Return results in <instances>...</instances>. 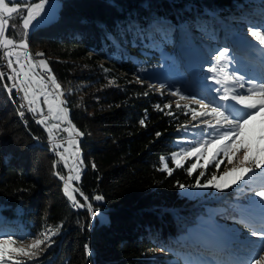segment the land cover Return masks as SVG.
I'll return each mask as SVG.
<instances>
[{
	"label": "trees",
	"instance_id": "1",
	"mask_svg": "<svg viewBox=\"0 0 264 264\" xmlns=\"http://www.w3.org/2000/svg\"><path fill=\"white\" fill-rule=\"evenodd\" d=\"M239 15L263 22L264 0H59L54 19L27 34L22 27L8 30L9 38L24 37L30 52L43 51L61 85L69 121L82 133L77 135L80 179L72 182L76 200L83 204L87 196L97 212L92 216L86 205L77 207L66 197L59 179L65 170L61 162L53 167L45 130L28 110L18 114L14 93L7 94V83L0 80V234L25 240L43 227L60 226L51 246L28 264H184L182 258L194 254L242 261L254 254L244 241L259 242L230 207L239 187L207 199L180 195L179 185L213 174L214 162L191 176L189 160L174 165L173 141L191 113L184 104L178 108L164 88L154 87L174 75L160 71L162 65H175L166 57L174 42L192 49L188 29L199 34ZM208 38L215 55L224 46L212 32ZM197 62L205 65L196 71L205 79L211 61ZM162 157L171 175L163 170ZM261 185H244L238 195ZM96 195L103 199H93ZM206 204L223 206L216 216L243 225L238 231L243 238L212 248L204 246L215 245L211 242L189 238L187 228Z\"/></svg>",
	"mask_w": 264,
	"mask_h": 264
},
{
	"label": "snow or ice",
	"instance_id": "2",
	"mask_svg": "<svg viewBox=\"0 0 264 264\" xmlns=\"http://www.w3.org/2000/svg\"><path fill=\"white\" fill-rule=\"evenodd\" d=\"M47 3H49V0H40L39 3L31 5L27 3V0H0V48L5 49L3 56L6 58L7 67L12 72V75L7 76V80L12 82V88H7V85H5L6 90L11 93V90L14 88L18 93H23L22 98L26 103L27 110L33 114H40L41 118L37 120V123L45 125V130L49 133V139L54 140L53 130L59 129L60 124L56 123L49 126V120L63 122L68 118V108L62 106L64 102L60 100V96L62 95L60 91L61 85L51 74V70L48 69V64L45 60H39L38 64L41 69L48 71L49 74L46 79L34 71L37 63L29 53L17 51V49L23 50L27 48L28 45L25 40L21 39L17 42L14 38H9L7 35L9 29L15 31L17 27H22L24 33L27 34L30 26H34L33 22L37 21V17H40L41 13L47 11L45 8ZM25 10L27 12L26 16L23 15ZM14 19H18L20 24L12 23ZM247 32L249 36L258 42L261 49H264V25L249 26ZM36 55L43 56V53H37ZM14 56L15 64L18 68L13 64L12 58ZM232 62L233 57L230 56V50L225 47L217 50L215 56L212 57L211 65L206 69L212 75L205 77V79L212 81L216 85H220L219 88L209 89L210 92L214 91L216 96L209 95L197 99L194 95H183L179 89L171 92V95L179 96L180 100H188L193 104L199 103V110L189 108L188 104H184L183 107L189 110L193 121L199 118L200 123L205 125L201 140L190 147L182 148L178 153L172 154L171 159L176 167H182L183 161L192 156L197 157L199 160L204 156L206 150L211 149V159L206 160L204 164L193 163L187 169L188 175L191 176L198 167L206 168L213 161H216L213 166L219 169L222 161H219L218 157L221 153L227 159V162L233 166L224 171L220 179L238 173L232 179L231 184L217 183V176L213 174L211 179H208L204 184H201L199 177H197V183L192 185V187H211L223 190L237 184L238 181L248 183L249 180L259 174L256 171L257 169L264 172V82H257L256 79H245V76L237 75L235 71L230 73L228 69ZM3 79L4 74L0 73V80ZM46 80L50 82L54 89V99H50L54 93L48 90L49 84ZM160 87L162 89L164 85ZM41 97H43V104L47 105V116L44 115L43 108L41 107ZM23 107L25 105L22 104L21 108ZM156 107L159 109V105ZM164 107L167 108L169 105H165ZM177 107H180L179 103H177ZM18 114L20 116L24 115L23 112H19ZM258 117L259 120H257ZM140 123L143 125L144 120H141ZM198 126L194 125V127ZM64 131L69 132L70 136L73 132L76 135H82L74 126L66 128ZM156 135L159 136L160 133ZM75 143V140H69L70 145ZM59 147L61 145H54L56 149ZM64 151L68 152L69 149L65 148ZM241 153L242 155L238 156ZM57 154L67 167L68 161L64 153L58 152ZM234 157L237 158L235 161ZM161 161L162 163L164 162L163 157ZM53 167L55 168L56 164H53ZM163 170L168 172L169 175L172 173V169L168 167L167 163H163ZM70 171L76 174L69 175L66 179L60 177L65 180V195L68 196L75 206L84 207L86 205L90 214L96 216L97 212L93 209L87 196L84 197V203L81 204L76 200V196L73 195V192L78 191V189L72 188L71 182L73 180L78 181L80 175L79 169L75 166ZM203 175L204 172L202 171L200 176ZM179 187L183 189L186 186L181 184ZM249 190L252 192V197L248 200V214L243 218L242 222L249 228V237L256 238L259 241V244H254L251 239L244 241L246 245L252 248L254 254L249 255L246 261L217 259L194 254L183 257L184 264H264V184L260 186L259 190ZM256 197L259 200L255 199ZM93 199L100 201L103 197L96 195ZM256 207L260 209L258 214L252 212V209ZM59 231L60 226H56L55 228L49 227L32 238L31 242L23 247L18 246L24 244L23 239H14L10 234H0V264H28V261L38 259L51 246L53 242L52 237L56 236ZM10 245L15 247L10 248ZM204 246L205 248L218 247L212 244H205ZM85 252L86 254L89 253L88 245H85Z\"/></svg>",
	"mask_w": 264,
	"mask_h": 264
},
{
	"label": "rangeland",
	"instance_id": "3",
	"mask_svg": "<svg viewBox=\"0 0 264 264\" xmlns=\"http://www.w3.org/2000/svg\"><path fill=\"white\" fill-rule=\"evenodd\" d=\"M40 0H27V3L29 5L33 3H39ZM59 6V0H49V3L45 5L46 12L41 13L40 17H37V21L33 22V25L37 24H43L45 22H48L55 18L57 9ZM23 15H27L26 10L23 12ZM222 22H219L220 24L212 28V30L207 29L203 30L202 33L199 32V34L193 32L192 30L188 29V32L192 34L193 42H192V49H189L187 46L181 45L180 42H174L173 48L170 52L166 53V57L170 58L171 61L175 63V65L171 66V64L164 67V65L161 66L160 71L163 72H169L174 71V75L167 79L164 85V91H166L167 94L171 95V92L176 91L172 87L181 88L183 95H189V96H196L197 99H200L204 96H216V93L214 91L210 92V88H219L220 85L214 84L212 81L207 80L204 78H200V73L196 72L197 69H202L205 67V65L199 67L198 59L205 58L209 59L212 63V57L215 56L214 54H211V48H210V41L208 38V32H212L214 38L213 40H218L221 42L222 46L224 47H218L217 50L222 48H229L230 50V56L233 57L232 64L229 65L228 71L231 73L233 71L236 72L237 75H243L245 76V79H256L257 82H264L263 76V68L257 64V56L259 54V51L256 47H259L261 49V46L258 44L257 41L254 40L251 36L248 35V27L251 24H254V26L258 25H264V21H261V18L254 17L253 20L247 19L244 17V15H239L238 20H229L225 21L221 20ZM33 26H30V29ZM175 33V32H174ZM173 34L172 39H175ZM21 39L25 40V38L17 39L16 41L19 42ZM174 41V40H173ZM26 42V41H25ZM264 52V49H262ZM5 51V49L3 50ZM17 51H26L29 53L33 60L37 63L36 69H34L35 72L39 73L40 75L44 76L45 79L48 76L47 70H43L39 67V60L43 58L42 56L36 55L37 53H43L42 50L39 47H36L34 51L30 52L29 50H21L17 49ZM13 64L18 68V66L15 64V56L12 58ZM23 59V57H21ZM46 61V60H45ZM257 65V66H256ZM11 71V69H10ZM196 72V73H195ZM198 74V75H197ZM12 75V72H11ZM212 75L211 73L207 72V76ZM203 76V75H202ZM47 82V80H46ZM49 84L48 90L53 91L54 89L51 86L50 82H47ZM168 84L170 86H168ZM173 85V86H172ZM161 85H154L156 90H160ZM231 86V85H230ZM162 88V89H163ZM14 89V88H13ZM16 90V89H14ZM17 91V90H16ZM62 92V95L60 96V100L63 101V90H60ZM21 98L23 97V93H20ZM55 93L53 97H50V99H54ZM175 101L179 104H188L191 106V108H195L199 110L200 104L196 103L193 104L191 101L188 100H180L179 96H173ZM23 100V98H22ZM24 101V100H23ZM207 103V101H205ZM25 103V101H24ZM41 107L43 108L44 115H48V109L47 105L43 104V97L40 98ZM26 104V103H25ZM64 106V105H62ZM55 107V105H54ZM65 107V106H64ZM27 108V106H26ZM36 121L41 118L39 113L34 114ZM208 119V118H205ZM259 120V117L257 118ZM60 124L59 129H54V140L49 139V133L45 130V125L40 124L43 129L45 130L47 134L48 141L52 144L54 147L55 144L61 145L57 150V153H64L67 161L68 166H65V162L60 159L61 164L65 170V178H67L69 175H75V172H71L70 169L75 166L79 169V175L81 171V150L78 145V138L75 132L72 133V135H69V132L64 131L66 128L73 127L71 122L69 121V118L67 120H64L63 122H60L58 120H49L48 125L51 124ZM194 125H199L198 127H194ZM186 126V127H185ZM205 128V125L200 123V119L193 121L191 118V121L189 124L183 125L180 128L181 136L177 137L173 144L175 146V149L170 153V157L173 153H178L182 148H187L192 146L194 143L198 142L202 138L203 130ZM211 131V130H209ZM75 139L76 143L75 145H70L69 140ZM65 148L69 149L68 152H65ZM75 153V155H73ZM242 155L241 154H238ZM212 156V150L208 149L204 152V156L200 158L199 160L197 157L192 156L188 158L187 160L190 161V166L193 163H199L204 164L206 160L211 159ZM219 161H222L221 167L217 169L214 167V173L217 176V183L224 184L229 183L231 184L232 179L234 176L238 175V173H234L232 176L226 177L224 179H220L221 174L231 168L233 165L229 164L227 162V159L223 157V154L221 153L218 157ZM234 161L237 159L236 157L233 158ZM186 161V160H185ZM183 161V163L185 162ZM214 164L216 161H213ZM174 163V162H173ZM175 165V163H174ZM218 171V172H217ZM258 175H256L253 179L249 180L248 183H245V181H238L237 184L232 185L231 187H239L236 188V192L233 195V198L230 200V207L235 213L241 217L244 218L248 213L247 210L249 209L248 200L252 197V192L249 191L246 194L239 196L238 194L245 189L244 185H259L264 184V172H261L259 169L256 170ZM211 174L206 180L200 182L201 184H204L208 179H211ZM63 181V180H62ZM76 180H73L72 182H75ZM263 182V183H262ZM64 181H63V191H64ZM197 183V182H196ZM195 183V184H196ZM73 184V183H72ZM194 185V184H193ZM186 187L181 189L179 187V193L180 195H183L190 199H207L211 197L218 196L223 190H219L216 188H196L192 187V185H185ZM74 188V187H72ZM227 189V188H226ZM259 190V188L255 189ZM65 193V192H64ZM73 195H75V192H73ZM76 196V195H75ZM68 198V196L66 195ZM69 199V198H68ZM255 199L259 200L258 197ZM224 209L221 205H213V204H206L204 207V213H202L199 217H197L195 223L191 224L187 228V236L191 238L192 240L197 241H206L211 242L215 245H222L225 242L233 241L234 240H241L243 236L238 234V231L244 227L240 223H237L236 221H227L224 218H219L216 216V212H220ZM252 212L254 214H258L260 212V209L258 207L252 209ZM50 226L43 227L41 230V233L44 232L47 228ZM32 239V238H31ZM31 239H25L24 244H20L18 246H25L27 243L31 242ZM259 242V241H258ZM11 247H15L10 245Z\"/></svg>",
	"mask_w": 264,
	"mask_h": 264
},
{
	"label": "built area",
	"instance_id": "4",
	"mask_svg": "<svg viewBox=\"0 0 264 264\" xmlns=\"http://www.w3.org/2000/svg\"><path fill=\"white\" fill-rule=\"evenodd\" d=\"M3 50H4L3 48H0V65H1V67H2V69H3V74H4L3 82H6V83H7V87H8V88H12V82L7 80V76H8V75H11V71H10V69L7 67L6 58L3 56V52H2ZM12 92L14 93L15 97L19 100V103H20L21 105H22V104L25 105V107H23L22 109H23L24 112H26V110H27V108H26V104H25L24 101L22 100L20 93H18V92H17L16 90H14V89H12ZM49 148L52 149L53 152H54V156H55V158H54V159H55V164H56V165H59L61 161L59 160V157H58V155H57L56 150L53 149V147H51V146H49ZM58 174H59V173H58ZM60 177H64V178H65V175L59 174V179H60V180H63V179H61ZM65 179H66V178H65ZM63 181L65 182V180H63ZM71 186L73 187L72 182H71Z\"/></svg>",
	"mask_w": 264,
	"mask_h": 264
},
{
	"label": "bare ground",
	"instance_id": "5",
	"mask_svg": "<svg viewBox=\"0 0 264 264\" xmlns=\"http://www.w3.org/2000/svg\"><path fill=\"white\" fill-rule=\"evenodd\" d=\"M0 73H3V69H2V67H1V65H0ZM5 85H7V84H4V87H5ZM8 88V87H7ZM5 91L7 92V94H10V92L8 91V90H6V87H5ZM11 92H12V90H11ZM17 99V98H16ZM17 109H18V113L19 112H24L23 111V109L21 108V104L19 103V100L17 99ZM51 151H52V149H51ZM53 152V151H52Z\"/></svg>",
	"mask_w": 264,
	"mask_h": 264
},
{
	"label": "water",
	"instance_id": "6",
	"mask_svg": "<svg viewBox=\"0 0 264 264\" xmlns=\"http://www.w3.org/2000/svg\"><path fill=\"white\" fill-rule=\"evenodd\" d=\"M43 52V51H42ZM72 140H75V139H72ZM72 145H75V144H72Z\"/></svg>",
	"mask_w": 264,
	"mask_h": 264
},
{
	"label": "crops",
	"instance_id": "7",
	"mask_svg": "<svg viewBox=\"0 0 264 264\" xmlns=\"http://www.w3.org/2000/svg\"><path fill=\"white\" fill-rule=\"evenodd\" d=\"M26 50V49H25ZM4 53V51H2Z\"/></svg>",
	"mask_w": 264,
	"mask_h": 264
}]
</instances>
